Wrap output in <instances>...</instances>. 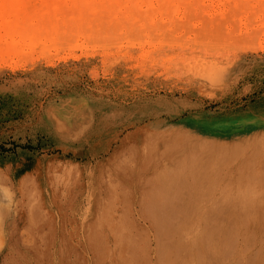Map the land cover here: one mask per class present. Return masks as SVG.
<instances>
[{
    "label": "rangeland",
    "instance_id": "374dc122",
    "mask_svg": "<svg viewBox=\"0 0 264 264\" xmlns=\"http://www.w3.org/2000/svg\"><path fill=\"white\" fill-rule=\"evenodd\" d=\"M65 1L35 0L58 18L0 39V264H124L134 153L168 162L183 136L264 138V0L231 18L195 6L210 0ZM67 112L68 127L54 124ZM26 172L60 178L66 198L46 183L34 200Z\"/></svg>",
    "mask_w": 264,
    "mask_h": 264
},
{
    "label": "bare ground",
    "instance_id": "6f19581e",
    "mask_svg": "<svg viewBox=\"0 0 264 264\" xmlns=\"http://www.w3.org/2000/svg\"><path fill=\"white\" fill-rule=\"evenodd\" d=\"M34 1L0 0L1 40L3 31L6 35L15 27L13 32L18 29L16 33L22 38V34L26 36L38 30L36 23L49 22L52 16H56L49 13L54 7L51 6L50 10L48 5H44L45 2L39 3L41 6L38 10L33 9L36 8ZM240 1L210 0L207 5L197 1L195 6L210 9L229 7L228 15L231 18L233 9L240 5ZM229 22L232 23V20L229 19ZM31 23L36 25L33 27L36 30L32 31L33 28L29 27L31 33L26 32ZM21 24L26 25L24 30ZM17 25L21 28H17ZM212 25L214 28L215 21ZM29 34L22 39L29 38ZM11 37L9 39L12 40ZM17 49L20 53V48ZM11 51L9 49L8 53ZM8 57H4V61H12ZM21 58L17 57L16 61L19 59L22 62ZM177 143V150L172 151L168 162H165V153L160 160L157 155L151 157L146 152L139 154L132 150L134 154L130 166L133 165L132 170L134 167L135 170L129 173L128 179L135 180L132 188L135 208L133 212L124 211L121 214L122 221L129 223V228L125 229V239L119 242V236H116L117 243H125L124 264H264L262 135L252 138L196 133L192 137L179 138ZM134 163H146L148 167L151 163L162 164L153 170L141 172L138 170L140 165L134 166ZM127 215H133L131 223ZM140 216L147 219L148 225L139 223Z\"/></svg>",
    "mask_w": 264,
    "mask_h": 264
},
{
    "label": "crops",
    "instance_id": "0c3cea01",
    "mask_svg": "<svg viewBox=\"0 0 264 264\" xmlns=\"http://www.w3.org/2000/svg\"><path fill=\"white\" fill-rule=\"evenodd\" d=\"M75 115V114H74ZM76 116L78 117V116H80V115H78L77 113H76ZM57 119L60 121V123H57ZM73 119V113H72V115H70V113L69 112H67V113H64L62 116L61 115H58V116H56V122H54V124H58L59 126H66V127H68L69 125H68V121L70 120H72ZM67 132V131H66ZM57 153V155L58 156H60V152H56ZM57 160L58 159H56V161L55 162H57ZM57 165V163H54V166H56ZM57 171V168H54V171ZM45 177H44V175H43V173H42V175L40 174L39 175V177H37L36 175H34V174H32V175H29L27 172L26 173H24V175L22 176V177H20V180L21 181H19V184L20 185H22V188H24L25 189V187L27 186V185H31V187H32V189L34 190L33 191V194H34V200L36 199H39L40 198V200L43 198V195H42V193H43V191H45L46 190V187H45V185H46V178L44 179ZM48 180V183H49V185L51 186V188H52V190H54V193H55V196H56V199H58L59 201H61V199H63V198H66V195H67V193H66V191H67V187L66 186H64V187H62V186H60V178H58V177H56V176H51V177H49V179H47ZM68 181H67V179H65V181H64V183H67ZM118 184L119 185H121L122 184V182L120 181V179H118ZM131 181L129 180L128 181V183H130ZM47 183V184H48ZM56 183H59V186L57 187V184ZM75 183H77V181H75ZM123 183H127V181L126 180H123ZM54 184H56V186L55 187H53L52 185H54ZM42 191H41V190ZM37 190H39V191H37ZM39 192V197L37 198V196H35L37 193ZM35 207H37V204L36 205H34V208ZM40 217H41V213H39V214H37L36 213V215H34V223L36 222V221H38L39 219H40ZM42 220V219H41ZM53 229H51V231H52ZM60 230V228H59V225L58 226H56V228L54 229V231H59Z\"/></svg>",
    "mask_w": 264,
    "mask_h": 264
}]
</instances>
